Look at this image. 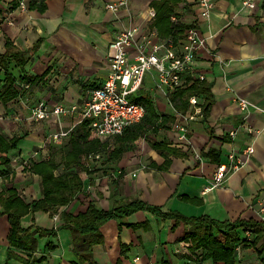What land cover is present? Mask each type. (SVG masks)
<instances>
[{"label": "crops", "instance_id": "crops-1", "mask_svg": "<svg viewBox=\"0 0 264 264\" xmlns=\"http://www.w3.org/2000/svg\"><path fill=\"white\" fill-rule=\"evenodd\" d=\"M119 1L0 0V53H5L11 43L29 52V76L47 74L42 81L31 84L25 96L8 104L0 102L4 117L0 133L21 138L11 154L10 165L0 166V192L14 188L29 204L43 198L42 178L30 171L31 161L48 159L52 147L61 146L50 140L53 132L76 124L77 130L84 124L80 123V113L60 120L31 122L35 105L44 100L50 107L84 106L91 90L107 80L111 43L125 28H139L138 38L154 34L155 43L167 39L156 26L155 5L163 0H130L128 9H108V4ZM215 1L216 8L207 21L199 20L196 0H181L174 13L180 22L171 18L177 29L185 26L180 39L172 36L178 46L185 41L186 30L192 24L207 39V47L197 55L193 73L187 76L192 81L190 86L200 81L199 75L206 77L205 82L212 88V105L208 117L190 123V142L179 141L176 125L182 112L171 103L174 92L166 94L157 89L158 74L149 72L136 98H150L156 111L170 118L166 125H160L157 131L151 128L117 161L108 157L116 147V136L100 140L107 150L89 157L97 170L85 177L84 190L77 198L55 216L43 211L28 214L22 219L23 227L54 230L64 223L62 212L78 215L93 203L112 210L117 198L141 199L186 217L209 216L219 222L264 221V4L255 10H242L243 0ZM21 2L25 3V10ZM153 10L155 18L151 16ZM198 98L204 106L206 96ZM238 98L258 107L247 120ZM191 111L190 105L185 113ZM233 130L237 131L235 137L229 135ZM153 142H167L185 156H173L169 168L162 170L159 167L166 158L152 146ZM250 147L253 154L247 152ZM233 151L243 164L220 187L206 192L218 166L227 163ZM3 211L0 204V264H25L18 257L7 260L11 224ZM126 222L131 226L121 228L116 219L101 226L104 241L93 248L94 264H225L212 260L200 263L189 258V244L179 241L185 234L183 224L176 225L147 210L131 215ZM140 224L147 227H134ZM37 237L36 256L44 259L33 264H91L79 260L71 229H60L57 237ZM49 243L55 244L54 250L49 249ZM260 246L261 243L238 246L236 264H264ZM16 256L24 258L25 254L17 252Z\"/></svg>", "mask_w": 264, "mask_h": 264}, {"label": "trees", "instance_id": "trees-1", "mask_svg": "<svg viewBox=\"0 0 264 264\" xmlns=\"http://www.w3.org/2000/svg\"><path fill=\"white\" fill-rule=\"evenodd\" d=\"M180 1L163 0L155 5L158 12L156 26L164 38L178 40L183 36L185 26L177 29L171 21ZM29 60V52L22 51L11 43L7 44L5 53H0L1 103L8 104L20 96H25L31 84L42 81L47 76V74L41 77L29 76L26 72ZM26 85L30 87L27 88ZM211 89L207 82L196 81L187 88L174 91L171 103L177 111L185 113L189 110L191 97L205 95L206 102L203 110L204 116L208 117L213 98ZM136 100L146 106V117L141 123L115 137L116 147L109 151V160L121 159L126 151L135 147L139 139L146 137L147 131L151 128L157 131V127L166 125L165 123L170 119L161 116L156 111L150 98H136ZM20 141V137L10 138L0 133V166L10 165L11 154L17 149ZM152 146L166 158L165 163L159 167L162 170L169 168L173 156H185V153L170 146L167 142H153ZM106 147L90 130L89 122H85L66 143L53 146L48 159L31 161L30 171L42 178L43 198L34 204H29L14 188L0 192V204L4 209L2 214L9 217L11 224L8 262L16 257L23 259L25 264L42 261L44 257L36 256L39 245L37 235L57 237L60 229L68 228L72 230L73 247L79 260L94 264L93 248L104 241L101 226L111 219L118 220L121 228L125 225L131 226L126 219L142 210L150 211L165 220L171 219L176 222V225L183 224L185 234L179 241L189 244V258L195 262L212 260L213 262L236 264L238 246L250 247L260 243L259 252L264 253V221L239 219L235 222H219L209 216L186 217L177 212L164 211L161 207L150 205L141 199L117 198L112 210H104L93 203L86 212L78 215L62 212L61 217L64 223L54 230L23 227L22 219L30 213L43 211L55 216L62 207L70 205L84 190L85 177H90L97 170L89 157L106 151ZM212 154L213 152L208 156ZM114 197H117V193ZM134 227H147V224L134 225ZM248 233L252 234L251 238L247 236ZM48 247L54 250L56 246L54 243H49ZM17 252H23L24 258L16 256Z\"/></svg>", "mask_w": 264, "mask_h": 264}, {"label": "built area", "instance_id": "built-area-1", "mask_svg": "<svg viewBox=\"0 0 264 264\" xmlns=\"http://www.w3.org/2000/svg\"><path fill=\"white\" fill-rule=\"evenodd\" d=\"M199 7V20L207 21L216 8L215 0H196ZM264 4V0H243L242 10H255ZM108 9L118 12L121 9L130 8V0H120L117 3L108 4ZM21 8L26 9L24 2ZM153 18L156 13L151 12ZM173 22H180L178 15L172 17ZM139 28L131 26L121 30L115 40L111 43L108 54L109 74L107 80L99 87L91 90L84 106L75 104L65 106L58 104L50 107L46 101L41 100L35 105L30 114L31 122H41L57 118L69 117L80 113V123L89 122L90 130L102 141L122 135L127 129L141 123L147 114V108L143 103L136 100L141 90L146 75L155 71L158 74L156 88L163 90L166 94L177 89L190 86L192 81L187 75L194 71L197 55L207 46V39L203 37L196 24H192L186 30L185 41L178 46L175 39H166L161 42H153L152 36L148 34L138 38ZM134 52V53H133ZM204 75H199L198 80L205 81ZM27 88L30 85H26ZM247 120L249 113L258 107L244 98L237 100ZM192 111L180 113V122L176 129L179 133V141L189 143L190 123L204 118V110L197 96L190 99ZM0 113V121L3 120ZM77 124L69 129H61L53 132L49 137L54 145H62L76 131ZM231 137L237 135L233 130ZM248 154H253L254 149L248 148ZM39 151L35 152V156ZM100 156L98 155L97 158ZM243 164V160L235 152H231L227 163L218 166L212 186L206 188L210 192L220 187L228 175L236 171ZM264 212V209L262 210ZM58 219V216L56 217ZM249 238L252 237L248 233Z\"/></svg>", "mask_w": 264, "mask_h": 264}]
</instances>
